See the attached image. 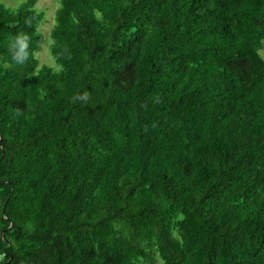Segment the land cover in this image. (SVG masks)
Returning <instances> with one entry per match:
<instances>
[{
	"label": "trees",
	"instance_id": "16d2710c",
	"mask_svg": "<svg viewBox=\"0 0 264 264\" xmlns=\"http://www.w3.org/2000/svg\"><path fill=\"white\" fill-rule=\"evenodd\" d=\"M0 4V264H264V0Z\"/></svg>",
	"mask_w": 264,
	"mask_h": 264
},
{
	"label": "rangeland",
	"instance_id": "374dc122",
	"mask_svg": "<svg viewBox=\"0 0 264 264\" xmlns=\"http://www.w3.org/2000/svg\"><path fill=\"white\" fill-rule=\"evenodd\" d=\"M26 1L27 0H0V4L3 6L17 8ZM58 7V0H36L35 3V9L38 12H43L45 14L44 23L40 26L41 34L44 37V44L42 45L40 52H37L35 55L40 65L57 67L49 49V34L52 26L55 24V16ZM260 54L264 57V48L261 50Z\"/></svg>",
	"mask_w": 264,
	"mask_h": 264
}]
</instances>
